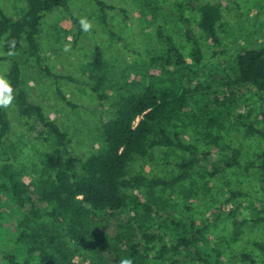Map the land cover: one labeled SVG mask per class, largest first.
Returning <instances> with one entry per match:
<instances>
[{
    "label": "rangeland",
    "instance_id": "374dc122",
    "mask_svg": "<svg viewBox=\"0 0 264 264\" xmlns=\"http://www.w3.org/2000/svg\"><path fill=\"white\" fill-rule=\"evenodd\" d=\"M102 1L108 6L105 13L93 0H71V15L78 22L84 17L92 24L87 33L79 29L66 11L56 10L41 17L38 43L44 65L56 76H70L80 84L53 79L41 72L32 60L22 64L24 90L43 108L48 119L67 134L70 155L86 161L91 155L105 150L102 128L115 116L116 105L122 96L137 93L150 82L164 81L170 76L181 80L188 75L192 77L193 74L187 72L194 70L199 72L202 83L207 79L219 91V106L212 102L213 108L205 110L204 106L194 105L183 114L179 123L182 139L200 152L213 153L215 162H231L235 158L238 165L214 178L209 177L206 165L196 167L187 172L185 180L157 188L152 193L144 187L131 189V196L153 208L151 217L135 216L134 212L121 214L122 218L117 222H102L96 231L98 237L83 245L72 241L68 224L61 219L44 215L34 220L32 226L47 227L57 243L69 248L72 255L66 264H119L115 262L114 250L122 252L126 249V239L133 235L141 238L142 231L158 233L169 244L167 231L158 228L159 233L156 225L168 224L166 216L173 215L181 224L194 221L196 227L203 230L202 239L208 253L220 264H249L244 255L256 264H264V252L258 247L264 245V174L260 170L264 141L259 135L249 133L241 118L251 110L252 123L263 129L264 95L252 87L227 84L233 81L230 69L237 52L241 48L264 47V0H200L202 4L219 6L222 11V47L218 54L213 43L198 28L200 15L192 0ZM25 7L23 0H0V13L13 18H18ZM185 20L189 21V26ZM188 29L199 38L204 55L201 65H196L192 58L194 46L186 38ZM165 36L172 37L180 48L187 62L186 69L164 67ZM66 44H70L71 51H64ZM96 47L102 49L109 72L104 101L83 84H93L88 71ZM6 56L0 43V74L7 78L11 63L1 60ZM5 112L10 121V131L4 140L8 163L28 183L52 175L42 168L43 156L52 149L48 134L40 135L36 118L20 115L16 103L13 102ZM2 157L0 155V164L6 162ZM189 158L190 153L176 148L155 150L146 158H135L129 173L132 177L143 175L170 182L180 176L178 166ZM233 194L238 196L232 198ZM30 211L27 207L20 212L12 205L1 203L3 227L0 230L13 228L15 231L18 220H23L24 214H30ZM133 218H136L133 225L124 230L119 228V223L126 224ZM113 229L118 231L120 239L113 237ZM5 237L9 239L6 231ZM42 241L45 243L43 248L52 251L50 241L46 238Z\"/></svg>",
    "mask_w": 264,
    "mask_h": 264
},
{
    "label": "trees",
    "instance_id": "16d2710c",
    "mask_svg": "<svg viewBox=\"0 0 264 264\" xmlns=\"http://www.w3.org/2000/svg\"><path fill=\"white\" fill-rule=\"evenodd\" d=\"M23 1L26 7L18 18L0 13V43L4 53L9 51L11 40L17 41L16 55H7L1 60L11 63L7 79L15 89L14 103L19 107L20 115L36 118L39 134H48L52 149L43 156L42 168L52 175L28 183L22 174L8 163L4 140L10 131V121L5 109L0 108V155H3L2 158L6 161L0 164V205H12L20 212L27 207L31 209L30 214H24L23 220H18L15 231L13 228L5 230L9 235L8 240L5 231L0 230V264H66L71 260L72 252L64 244L57 243L47 227H34V224L32 226L34 220L41 219L44 215L67 223L72 241L83 245L91 238L98 237L96 231L101 228L102 222H117L122 218L121 214L134 212L135 216L140 214L143 218L151 217L153 208L131 196V189L144 187L152 193L157 188L176 185L185 180L187 172L196 167L206 165L209 177L214 178L238 165L235 158L231 162H215L213 153L200 152L196 146L188 145L182 139L179 123L183 114L194 105L204 106L205 110L213 108L212 102L216 107L219 106V91L215 90L214 85L207 79L202 83L199 72L194 70L187 72L192 73V77L188 75L181 80L170 76L164 81L150 82L137 93L122 96L116 105L115 116L102 128L105 150L91 155L86 161L70 155L67 134L48 119L43 108L34 103L24 90L22 64L32 60L47 76L80 84L81 82L73 77L56 76L50 67L44 65L38 37L41 33V17L56 10L68 12L80 30L81 26L70 13L71 0ZM93 1L105 13L107 4L102 0ZM192 2L200 15L199 30L213 43L218 54L217 51L220 52L222 47V11L217 5L202 4L200 0ZM185 23L189 26L188 20H185ZM186 31V38L194 46L192 58L196 65H201L204 55L199 38L192 30ZM161 35L163 36L162 33ZM165 43L167 51L163 58L164 67L184 68L187 62L172 37L165 36ZM230 71H233V81L227 83L228 85L252 87L258 94L264 95V47L241 48ZM88 73L93 84H83L88 86L100 101H104L109 72L100 47L95 49ZM59 94L67 101L63 93ZM250 112L251 110L245 117H241L244 120L242 123L249 133L259 135L264 141V114L261 115L263 129H260L252 123ZM164 148H176L190 153L191 158L178 166L181 170L180 176L170 182L149 179L143 175L130 176L129 167L135 158H146L151 151ZM261 159L260 170L264 174V151ZM236 196L238 195L233 194L232 198ZM158 217L162 218L159 213ZM166 219L169 223H164L161 227L156 225V229L159 233L161 231L158 228L167 231L169 244H166L158 233L142 231L141 238L133 235L126 239V249L122 252L114 250L115 262L131 258L133 264H220L218 259L208 253L207 245L202 239L203 230L197 228L194 221L184 222L183 225L173 215H167ZM135 221L136 218H133L126 224L119 223V228L124 230ZM2 227L0 222V228ZM113 230V237L120 239L118 231ZM43 238L50 241L52 251L43 248ZM158 242L161 245L156 247L155 243ZM258 247L264 252V245ZM243 258L249 264H256L247 255Z\"/></svg>",
    "mask_w": 264,
    "mask_h": 264
},
{
    "label": "clouds",
    "instance_id": "9594fccd",
    "mask_svg": "<svg viewBox=\"0 0 264 264\" xmlns=\"http://www.w3.org/2000/svg\"><path fill=\"white\" fill-rule=\"evenodd\" d=\"M81 30L83 32H90L92 29V24L87 18H80L79 20ZM17 41L15 39L9 42V51L6 53L8 56L16 55L15 48H16ZM64 51L69 52L71 51L70 44H66L64 46ZM15 100V89L10 83V81L6 78L4 74H0V108L7 109L9 108ZM119 264H133V260L131 258H124L119 261Z\"/></svg>",
    "mask_w": 264,
    "mask_h": 264
}]
</instances>
